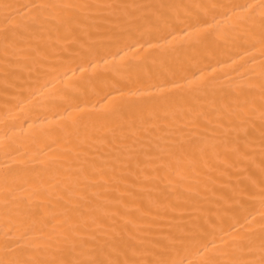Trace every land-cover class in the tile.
<instances>
[{"label":"bare ground","instance_id":"bare-ground-1","mask_svg":"<svg viewBox=\"0 0 264 264\" xmlns=\"http://www.w3.org/2000/svg\"><path fill=\"white\" fill-rule=\"evenodd\" d=\"M0 264H264V0H0Z\"/></svg>","mask_w":264,"mask_h":264}]
</instances>
